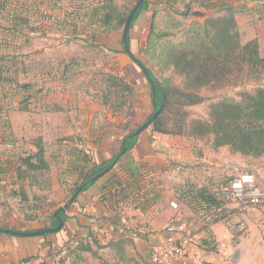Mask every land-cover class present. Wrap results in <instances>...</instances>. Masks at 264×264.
<instances>
[{
	"label": "rangeland",
	"instance_id": "1",
	"mask_svg": "<svg viewBox=\"0 0 264 264\" xmlns=\"http://www.w3.org/2000/svg\"><path fill=\"white\" fill-rule=\"evenodd\" d=\"M99 1L0 0V6H4L0 9V55L4 56L3 63L9 69L7 78L10 77L11 80L19 82H30L34 90L30 99L26 98L28 96L26 93L10 96L9 88L13 86L9 83L0 84V98L3 97V100H0V152H5L4 157L0 155V160L1 158L10 160L14 167L15 158L35 150L34 144L37 140H41L46 150V158L51 165L47 175L49 186L30 189V200L24 204L17 201L11 203L6 198V184L11 182L9 175L13 167L8 168L5 163L3 167L0 165L2 179L0 187H3L0 189L2 214H8L9 222L13 224L24 214L38 217V220L25 223L24 231L49 227L51 215L67 202L68 194L65 198L64 196L76 180L75 175L62 172L68 160V155L65 156L68 144L65 142L74 143L77 140L80 142L76 137L77 130L82 129L87 113L100 114L103 121L99 122L109 128V133L125 134L143 124L152 112L149 85L138 66L121 62L120 66L112 65V51L122 48L123 27L114 32L105 33V29L98 25V16L93 12V8ZM148 1L150 3L148 10L141 12L129 29L130 50L144 61L157 77L170 79L173 84L180 86L181 77L174 74L171 69H161L157 60L145 53V45L151 30L152 13H156V31L165 30L170 33L168 38L176 40L181 36L179 30L182 26H188L191 21L202 23L206 19V17L199 19L191 16V10H201L213 15L217 8H204L197 4L204 0ZM228 1L236 2L237 5L239 2H249V0ZM136 2L137 0H114L116 6L127 15ZM189 5L191 6L189 15L184 17L180 12L186 10V6ZM236 19L238 27L240 26L242 40L254 35L262 37L264 52V14L248 11L237 13ZM177 22L182 26L174 28ZM93 34L98 36L92 39ZM109 71L120 74L123 79L134 84L136 91L134 96L137 102L135 110L122 107V111L118 110L115 111L118 113L113 114L111 108L100 103L108 86L105 75ZM259 83L264 84V76ZM255 86V81L245 79L237 84L203 88L201 94L205 100L187 107L190 118L207 119L208 106L211 102L223 97L238 99L241 90H251ZM5 93H7L6 96ZM109 100L120 101L114 95L109 96ZM25 105H28V110L20 109ZM3 109L7 110L6 113ZM116 116L123 117L125 121H119V124L116 121L113 122V119L118 118ZM149 128H146V131L150 130ZM181 141L190 142V145L193 143L196 148L202 150L210 146L208 139L199 142L189 137ZM244 159L232 162L237 164L241 171L254 173L264 195V167L261 166L264 161L248 157ZM170 164L173 166V162ZM198 165L208 171V166L203 162ZM176 167L183 179L189 177L188 166L177 164ZM202 168H200L201 171L198 170L199 179L190 178V180L200 184L210 182L209 174ZM232 176L234 172L230 168L210 184L225 183ZM34 195L40 196L41 199L34 198ZM177 204L178 209L184 208L182 202ZM37 205L42 208L38 209ZM247 218L246 216L245 222ZM189 219L192 223L191 227H194L199 216L194 214ZM184 222L186 224V221ZM191 227L187 226L190 232H192ZM259 228L260 246H256L251 254L256 264H264V223ZM248 232V230L244 231L246 233L244 235ZM60 248V245L55 246L48 253L43 250L37 251L33 257L43 256L45 259L35 264H131V260H135L131 248L110 246L97 247L92 253L82 252L76 257L68 256L52 263L53 261L49 258ZM132 264H137V261Z\"/></svg>",
	"mask_w": 264,
	"mask_h": 264
},
{
	"label": "trees",
	"instance_id": "2",
	"mask_svg": "<svg viewBox=\"0 0 264 264\" xmlns=\"http://www.w3.org/2000/svg\"><path fill=\"white\" fill-rule=\"evenodd\" d=\"M211 1L204 0L197 3L204 8H217L215 13L207 17L202 23L191 21L188 26H182L177 22L174 28L182 26V29L179 30L180 32L178 31L181 36L176 40L168 38L170 33L165 30L156 31V13H152L151 30L145 45V53L153 59L155 58L161 69H171L174 74L181 77L182 84L178 86L173 84L170 79L157 77L152 69L137 57L147 67L151 77V82H149L134 62L142 72L150 89L152 112L147 119L160 108L159 113L148 127H150V131L156 133L190 137L197 141L208 139L213 149L226 147L231 153L261 159L264 157V84L259 82L264 76V52L258 36L245 41L242 40L236 15L248 11L264 14V0H249L248 3L243 1L239 2V5L228 0ZM149 4L148 0H144L135 12L130 28L140 13L148 10ZM3 7L0 6V9ZM190 10L191 6H186V10L180 14L187 17ZM93 12L98 16V25L105 29V33H111L123 27L127 18V14L116 6L114 0H100L93 8ZM97 36L98 34H93L91 37L95 39ZM127 41L129 44V37ZM121 44L120 50L112 51L111 62L113 66H120L114 54L123 53L130 58L124 50L122 38ZM133 56L136 57L135 54ZM3 60L4 56L0 55V84L9 83L13 86V88H9L10 96L26 93L28 95L26 98L30 99L34 93L33 84L7 78L9 69L6 68ZM105 76V82L108 86L100 103L111 108L110 110L113 112L120 111L122 107L133 111L136 105L134 96L136 91L133 83L123 79L120 74L114 71H109ZM245 79L255 81L256 86L251 90H241L238 99L223 97L211 102L208 106L207 119L190 118L187 107L205 100L201 94L203 88L237 84ZM6 95L7 93H5ZM111 95L119 98L120 101L111 102L109 100ZM0 100L2 101L3 97ZM20 109L28 110L29 108L28 105H25ZM3 111L6 113L7 110L3 109ZM137 128L129 130L123 135L120 140V149L116 154L100 162L92 160L91 149L86 146L81 137H78L80 142L77 140L75 145H67L65 156L68 155V160L62 172L75 175L76 180L75 184L70 186L68 190L69 197L74 195L72 200H67L68 204L74 202L80 193L87 190L103 176L110 175L114 182H119L114 174V167L136 145L139 135L146 131L144 129L139 134H133ZM34 145L35 150L20 154L15 158L14 167L10 160H4V158L0 160L1 167L4 163L8 168L13 167L9 175L11 182L6 184V197L11 203L12 201L27 203L30 200V189L49 186L47 175L51 165L46 158L45 147L41 140H37ZM4 153L0 152L1 157H4ZM106 168L107 170L100 177L93 180L94 176ZM228 180L225 183L217 182L215 185H198L187 181L174 187L175 197L193 214L198 215L207 227L216 222L227 224L236 220L240 213L236 208L227 209L225 199L218 190L219 185L227 184ZM1 181L0 178V183ZM138 190L139 192L130 196L133 202L137 201L141 193L140 189ZM33 197L41 199L40 196L34 195ZM36 207L42 208L40 205ZM55 213L63 222L67 218L65 212L57 208L51 215L49 227L56 226L58 223ZM6 215L4 213L0 218V229L24 231L25 222L38 220L37 215L24 214L21 219H16L15 224H13L9 222ZM0 232L11 234L3 230ZM56 232H47L37 236L46 239L48 235ZM94 243L97 247H102L95 241ZM123 243L122 241H110L105 246L118 248L123 247ZM61 249L67 250L66 257H76L82 252H94L89 241L81 238L65 242L59 250Z\"/></svg>",
	"mask_w": 264,
	"mask_h": 264
},
{
	"label": "crops",
	"instance_id": "3",
	"mask_svg": "<svg viewBox=\"0 0 264 264\" xmlns=\"http://www.w3.org/2000/svg\"><path fill=\"white\" fill-rule=\"evenodd\" d=\"M252 37L255 35L248 39ZM261 38L259 42L262 48ZM114 56L119 63L134 64L126 54L118 53ZM116 117V120L112 118L113 122L119 124L124 121L123 117ZM83 121L82 129L77 130L76 137H81L91 149L93 161L109 159L119 151L124 133H109V128L99 122L103 121L100 114L87 113ZM185 139L189 137L150 130L142 132L136 145L114 167L119 182H114L110 175H106L80 193L65 209L67 218L61 230L48 235L46 239L0 232V264H21L32 258L37 251L48 253L55 246L79 238L89 241L93 249L97 248L94 241L102 247L110 241H122L124 248L133 250L135 260H131L132 263L137 261V264H147L151 249L166 237L164 228L167 224L186 221L188 227L192 226L189 218L194 214L184 205L182 210L178 209L174 187L187 181L202 185L192 180L199 179L198 170L201 171L202 167L198 164L201 162L208 166V171L204 168L202 170L209 174L211 181L207 180L206 184H210L228 169L238 166L232 161L245 160V156L231 153L226 147L213 149L208 146L202 150L193 143L190 145V142L181 141ZM65 143L75 145V142ZM258 160L264 161V157ZM177 164L188 166V178L180 176ZM261 166L264 167V162ZM138 189L141 193L137 201L133 202L130 196L139 192ZM69 198L68 194L67 200ZM171 201H176L177 206H171ZM6 216L10 218L8 214ZM246 216L244 231H249L247 235H244V231H231L224 222H216L207 227L199 218L195 226L191 227L192 232L189 231L190 255L212 264H256L251 252L260 246L259 226L262 227L264 223V204L250 207ZM173 264L186 263L175 261Z\"/></svg>",
	"mask_w": 264,
	"mask_h": 264
},
{
	"label": "built area",
	"instance_id": "4",
	"mask_svg": "<svg viewBox=\"0 0 264 264\" xmlns=\"http://www.w3.org/2000/svg\"><path fill=\"white\" fill-rule=\"evenodd\" d=\"M232 170L234 176L229 178L227 184L219 185L218 190L225 199L227 209L236 208L240 212V218L238 216L237 220L227 223L229 229L242 232L246 229V211L250 207L264 204V195L253 172H243L238 166H233ZM170 205L177 206L174 201H171ZM164 230L166 237L151 249L147 264H173L175 261L186 264H212L190 255L188 251L190 232L185 222L169 223ZM66 255L67 250L61 249L48 258L54 263L60 258H65ZM42 259L45 258L43 256H39V258L32 257L21 264H35L40 260L42 261Z\"/></svg>",
	"mask_w": 264,
	"mask_h": 264
},
{
	"label": "water",
	"instance_id": "5",
	"mask_svg": "<svg viewBox=\"0 0 264 264\" xmlns=\"http://www.w3.org/2000/svg\"><path fill=\"white\" fill-rule=\"evenodd\" d=\"M143 2H144V0H137L136 4L133 6V8L130 10L129 14L127 15V18H126V21L124 23L123 30H122V40H123L124 50L126 51V53L130 56V58L133 60V62H135L139 66V68L145 74L147 80L149 82H151V77L149 75L147 67L143 63H141L137 59V57L133 56V54L130 50L128 41H127L128 37H129L128 33H129V29H130V23L134 17L135 12L142 5ZM190 15L193 17H197L199 19H201L203 17L207 18L210 16L209 12H203L201 10H195V9L191 10ZM159 111H160V108L158 110L154 111L152 113V115L143 124H141V126H139L133 132V134H139L142 130L146 129L150 125L152 120L156 117V115L159 113ZM122 151H124V150H122ZM106 170H107V168L105 170H103L102 172L98 173L96 176H94L93 180H96L98 177H100ZM73 197H74V195L70 196L69 200H72ZM67 207H68V203L66 202L62 207L59 208V210L65 211V209ZM55 215L57 216V213H55ZM57 220H58V223L56 226L45 227L43 229H38V230H33V231H21V230H11V229H0V230H3L4 232H8V233H11V234H14L17 236H22V237L37 236V235H42L43 233H47V232L59 231L63 227L64 222L60 219L59 216H57Z\"/></svg>",
	"mask_w": 264,
	"mask_h": 264
}]
</instances>
